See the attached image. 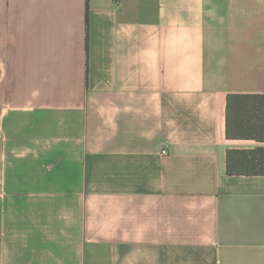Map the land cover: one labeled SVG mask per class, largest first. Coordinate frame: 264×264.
<instances>
[{"label": "crops", "instance_id": "0c3cea01", "mask_svg": "<svg viewBox=\"0 0 264 264\" xmlns=\"http://www.w3.org/2000/svg\"><path fill=\"white\" fill-rule=\"evenodd\" d=\"M235 93L264 0H0V264H264Z\"/></svg>", "mask_w": 264, "mask_h": 264}, {"label": "trees", "instance_id": "16d2710c", "mask_svg": "<svg viewBox=\"0 0 264 264\" xmlns=\"http://www.w3.org/2000/svg\"><path fill=\"white\" fill-rule=\"evenodd\" d=\"M227 137L264 141V95L230 94L227 101ZM228 174L264 175V146L227 151Z\"/></svg>", "mask_w": 264, "mask_h": 264}]
</instances>
